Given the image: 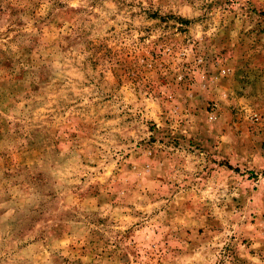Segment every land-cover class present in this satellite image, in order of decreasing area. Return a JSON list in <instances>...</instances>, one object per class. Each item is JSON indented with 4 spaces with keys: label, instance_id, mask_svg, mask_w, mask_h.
Instances as JSON below:
<instances>
[{
    "label": "rangeland",
    "instance_id": "rangeland-1",
    "mask_svg": "<svg viewBox=\"0 0 264 264\" xmlns=\"http://www.w3.org/2000/svg\"><path fill=\"white\" fill-rule=\"evenodd\" d=\"M0 264H264V0H0Z\"/></svg>",
    "mask_w": 264,
    "mask_h": 264
}]
</instances>
